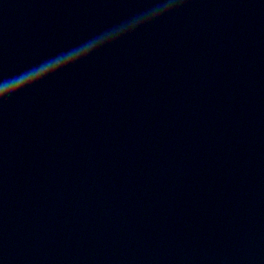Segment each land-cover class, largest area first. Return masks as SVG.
Segmentation results:
<instances>
[{"label": "water", "instance_id": "1", "mask_svg": "<svg viewBox=\"0 0 264 264\" xmlns=\"http://www.w3.org/2000/svg\"><path fill=\"white\" fill-rule=\"evenodd\" d=\"M0 0V264H264V0Z\"/></svg>", "mask_w": 264, "mask_h": 264}, {"label": "clouds", "instance_id": "2", "mask_svg": "<svg viewBox=\"0 0 264 264\" xmlns=\"http://www.w3.org/2000/svg\"><path fill=\"white\" fill-rule=\"evenodd\" d=\"M172 6V0H168L167 3L154 9L151 13L146 14L142 17H138L135 20L126 24L120 25L118 28L107 32L101 38L95 40L92 44L82 49L77 55L65 59L62 64H59L57 66H60L61 68H66L72 64L79 62L80 60L87 58L99 49L113 44L122 39L124 36L131 34L142 25L151 23L154 19H157L159 16L165 15L171 9Z\"/></svg>", "mask_w": 264, "mask_h": 264}, {"label": "snow or ice", "instance_id": "3", "mask_svg": "<svg viewBox=\"0 0 264 264\" xmlns=\"http://www.w3.org/2000/svg\"><path fill=\"white\" fill-rule=\"evenodd\" d=\"M5 99H6V98H5ZM5 99H4V100H5ZM4 100H0V103H2Z\"/></svg>", "mask_w": 264, "mask_h": 264}]
</instances>
